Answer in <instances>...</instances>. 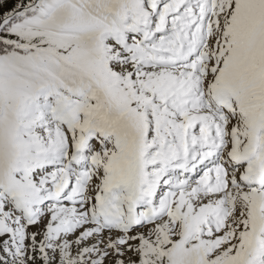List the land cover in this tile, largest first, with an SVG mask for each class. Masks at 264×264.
Segmentation results:
<instances>
[{
    "label": "snow or ice",
    "instance_id": "obj_1",
    "mask_svg": "<svg viewBox=\"0 0 264 264\" xmlns=\"http://www.w3.org/2000/svg\"><path fill=\"white\" fill-rule=\"evenodd\" d=\"M0 264H264V0H0Z\"/></svg>",
    "mask_w": 264,
    "mask_h": 264
}]
</instances>
